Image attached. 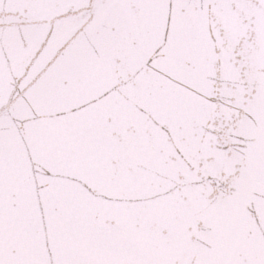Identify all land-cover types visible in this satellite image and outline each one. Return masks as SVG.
Wrapping results in <instances>:
<instances>
[{
    "label": "snow or ice",
    "instance_id": "1",
    "mask_svg": "<svg viewBox=\"0 0 264 264\" xmlns=\"http://www.w3.org/2000/svg\"><path fill=\"white\" fill-rule=\"evenodd\" d=\"M0 264H264V0H0Z\"/></svg>",
    "mask_w": 264,
    "mask_h": 264
}]
</instances>
